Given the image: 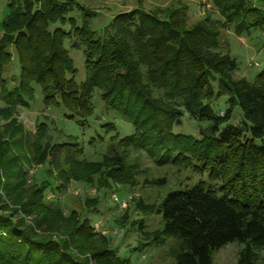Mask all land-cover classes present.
Returning a JSON list of instances; mask_svg holds the SVG:
<instances>
[{
    "label": "trees",
    "instance_id": "1",
    "mask_svg": "<svg viewBox=\"0 0 264 264\" xmlns=\"http://www.w3.org/2000/svg\"><path fill=\"white\" fill-rule=\"evenodd\" d=\"M215 4L223 21L207 16L188 27L190 18L181 9L159 13L135 9L117 15L98 35L90 24L72 32L51 30L57 22L66 23L69 9L59 0H12L0 37V101L7 105L0 109V116L18 106L30 107L39 86L47 105H62L70 118L84 121L81 113L93 109L92 100L99 91L106 108L135 128L121 139L124 146L157 155L161 166L195 161L201 164L198 170L208 171L211 180L221 182L218 189L200 182L169 193L159 209L163 230L153 240H172L177 264H214V253L234 242L246 246L239 264H259L256 251L264 249V72L253 82L235 78L240 66L225 50L222 38L226 25L234 26L238 35L264 27V11L252 0H215ZM75 36L79 41L71 47L85 48L87 58L84 83L76 81L74 60L65 46ZM11 47L21 63L19 83L13 90L7 89L2 78L12 59ZM213 83L218 85L216 92ZM222 97L229 98V108L218 116L210 104ZM236 107L244 114L245 127L222 128L232 120ZM186 113L209 123L202 131L203 139L174 134V126L182 123ZM40 127L45 131L44 123ZM6 133L0 131V137ZM22 142L21 138L17 144ZM6 144L1 138L0 161L9 151ZM50 144L45 150L51 158L67 146ZM66 153L76 166H93L79 158V149ZM26 174L21 167L16 183H2L0 176V190L7 192L12 203L20 204L9 215L0 214V264H88L72 249L106 264H132L110 248L109 240L100 249L84 246L85 241L94 240L93 224L82 220L78 212L67 217L53 205L58 200H46L47 180L26 195ZM74 175L76 180L85 179L77 172ZM124 177L117 178L124 181ZM66 189V182L52 185L53 197ZM97 204L87 203V210ZM8 208L3 205L0 211ZM20 211L35 216L33 223L22 217L14 221ZM49 232L65 238L56 241L46 236Z\"/></svg>",
    "mask_w": 264,
    "mask_h": 264
},
{
    "label": "rangeland",
    "instance_id": "2",
    "mask_svg": "<svg viewBox=\"0 0 264 264\" xmlns=\"http://www.w3.org/2000/svg\"><path fill=\"white\" fill-rule=\"evenodd\" d=\"M11 1L0 0V37L3 33V20L8 12L7 5ZM252 2L264 11V0ZM59 3L69 9L66 23L57 22L51 26V30L63 28L72 32L77 27L90 24L92 30L103 35L117 15L135 9L152 13L181 9L190 18L188 27H193L207 16L223 21L215 0H59ZM222 40L227 45L225 50L230 52L240 66L235 78H247L253 82L264 72V27L252 28L251 31L238 35L234 26L226 25ZM74 41H79L76 36L73 40L68 38L65 46L74 60L76 81L84 83L88 76L85 48L73 49L71 46ZM13 49L10 48L13 54L11 62L2 73L7 89L10 90L18 85L21 72V63ZM2 88L0 84V91ZM35 88L36 98H31L30 107L18 106L0 116V131H7L0 139L7 143L5 150L9 148L0 161L2 183L8 180L16 183L22 167L27 173V181L24 183V189L28 190L26 195L47 180L50 183H47L46 200H58L53 205L60 208L67 217L78 212L77 214L82 215V220H89L93 224L96 237L91 242L85 241L84 246L100 249L102 243L109 240L107 243L110 248L120 257L130 258L132 264H177L171 251L173 241L153 240L164 227L163 218L159 214L162 202L173 191L192 187L200 182L205 183L208 188L218 189L221 182L211 180L208 171L198 170L196 166L201 164L195 161L191 165L161 166L157 164V155L152 156L140 147L124 146L121 139L132 135L135 128L106 108L99 91L92 100L93 109L83 111L81 114L85 120L81 121L79 118H70V112L62 105H47L42 88ZM213 90L218 91L217 83H213ZM228 101V97H222L210 105L214 113L221 116L229 108ZM2 108H7V105L0 101V109ZM245 122L241 108L236 107L232 120L222 128L228 125L245 127ZM42 123L46 125L45 131L40 127ZM208 126L209 123L194 119L186 113L182 123L174 126L173 132L201 140L202 131ZM21 138L23 142L17 144ZM256 142L260 143V140ZM41 143L43 147H40ZM48 143L67 146L56 154L57 158H51L45 150ZM71 149H79V158L88 160L93 166L79 167L68 161L66 151ZM74 172L80 176L85 175V179L76 180L78 176ZM88 173L93 174L90 175L91 180ZM123 175L127 177H124V181L117 178ZM65 182L66 192L53 197L52 185L60 186ZM0 198V207L9 206L7 210L0 211V214L9 215L10 211L20 205L12 203L3 188L0 190ZM91 202L98 203L97 208L87 210V203ZM21 217L29 224L35 219V216L28 217L20 211V215H15L14 221ZM46 236L56 241L65 238L60 237L59 232H49ZM245 247L239 242L231 243L214 253L213 263L239 264ZM71 251L78 254L80 259L87 260L88 264H106L88 254H81L80 249ZM256 252L261 259L259 264H264V249Z\"/></svg>",
    "mask_w": 264,
    "mask_h": 264
}]
</instances>
